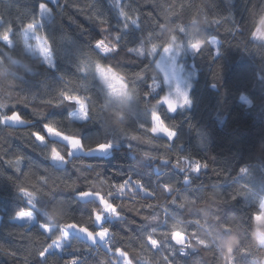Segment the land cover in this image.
Masks as SVG:
<instances>
[{"label":"trees","instance_id":"1","mask_svg":"<svg viewBox=\"0 0 264 264\" xmlns=\"http://www.w3.org/2000/svg\"><path fill=\"white\" fill-rule=\"evenodd\" d=\"M40 2L0 0V18L11 23L15 41L11 48L0 41V103L8 105V109L0 111H19L30 121L19 125L0 123V264H41L39 251L59 235L56 232L49 237L38 224L46 222L41 213L47 209L41 210L31 224L13 219L18 209L27 206L17 191L19 186L36 190L33 185H38L46 199L57 200L62 215L75 218L61 223H83L91 205L77 202L76 194L88 190L91 183L106 192L129 177V186L116 200L124 206L126 220L111 225L112 251L102 242L97 247L87 237L77 239L72 233L63 250L48 251L47 264H71L73 259L78 264H102L106 260L111 264L118 258L117 246L134 258V264H166L164 256L174 264H220L222 259L223 264H232L231 257L241 245L247 251L237 257L240 264H264V222L255 220L250 227L257 197L264 194V45L248 35L251 20L264 10V0H120V7L137 20L138 29L118 14L115 0H46L54 18L46 20L45 29L40 31L47 32L53 40L54 68H49L40 56L32 55L20 37L22 26L34 16L39 19L36 13ZM124 23L129 24L128 29L123 28ZM165 23L161 31L158 25ZM175 25L184 26L190 34L202 30L208 39L215 37L222 54L213 58L215 46L211 44L205 45L202 54L184 51L187 64L195 72L190 89L193 103L189 108L165 113L166 122L177 128L175 141L169 142L163 134L146 131L149 125L141 116L150 105L147 100L140 101V96L149 86L158 92L155 95L166 92L153 61L162 50L160 45L168 42L172 34L177 36V42L185 39ZM4 27L0 23V31ZM117 33L122 36L118 53L106 62L128 81H136L126 86L123 97L110 96L103 81L86 80L77 71L80 59H101L91 47L96 39L107 36L106 43L111 45L117 42ZM141 43L143 55L127 51ZM153 43L158 45L157 53L149 55ZM63 88L90 95L93 107L102 114V122L69 119L73 110L70 106L47 103ZM151 103L155 104V100ZM53 119L64 130L78 131L85 143L103 134L125 135L109 154L77 153L66 157L68 163L57 164L31 135L37 131L46 134L43 125ZM140 123H145V129L139 127ZM132 136L139 139L132 140ZM128 143L133 145L132 151ZM166 143H172V148ZM57 147L62 154L66 151L62 144ZM144 152H149L150 157L146 158ZM180 155L193 158L188 164L202 160L209 167L200 173L182 172L174 166ZM188 164L181 161L185 168ZM245 166L250 169L248 175L240 173ZM39 176H45L48 183L39 182ZM186 178L189 183H185ZM136 180L153 195L135 187ZM164 184H171L173 190L166 191ZM243 185H248L255 195L231 201L238 191H247ZM221 197L228 203L221 204ZM173 199L176 204H172ZM182 203L185 207L179 208ZM149 204L153 207L148 208ZM152 214L160 217L156 223L162 226L155 238L162 239L161 232L168 231L175 218L183 221L182 234L190 237L195 233L211 242L217 251L196 246L195 239L186 253L177 251L175 256L166 245L158 250L141 248L138 229L145 223L142 217ZM217 215L221 221L230 222L233 230L229 234H222V226L214 219ZM171 243L175 245L174 240Z\"/></svg>","mask_w":264,"mask_h":264},{"label":"snow or ice","instance_id":"2","mask_svg":"<svg viewBox=\"0 0 264 264\" xmlns=\"http://www.w3.org/2000/svg\"><path fill=\"white\" fill-rule=\"evenodd\" d=\"M116 7L119 8V15L125 17L128 20H131L132 25H136L137 29L139 24L137 20L131 19L128 16V13L120 7V0H115ZM39 19L35 16L32 18L31 22H28L26 25L22 26L20 37L23 39V42L27 48L31 51L38 52L43 57V62L49 67H55V48L53 46V40L48 35L47 32H41L40 30L45 29L46 20H52L53 10L49 6V3L46 0H41L38 5L37 13ZM194 22V18L191 20ZM0 23H4L5 27L3 31H0V41H3L9 48L14 46V31L10 22H4L0 18ZM165 24H160L158 27L161 31L165 30ZM176 29H179L180 33L184 34L185 39L181 42H177V36L172 34L168 42L160 45L164 55L160 56L159 61H153L160 69L162 73L161 77V88L167 86V91L163 95H155L158 92L152 88L148 87V90L140 96V101L147 100L148 105L142 113V118L146 120V123L149 125L146 128L147 132L163 136L168 138L169 142H174L177 137V128L174 123L166 122L165 113H175L178 110L191 107L193 101L190 96L191 85L180 75L182 69L177 66V57L180 56L185 50H190L194 55L202 54L205 51V45L211 44L215 46L214 57L220 56L222 54L221 48L218 46L219 41L215 37L208 39L204 36L198 41H193L189 30L182 25H175ZM124 29L129 28L128 23L123 24ZM102 31L107 32V29H102ZM29 33H32L35 37V44H29ZM249 37L252 40L261 42L264 45V10L260 14L254 17L251 20L250 28L248 32ZM122 39L121 34L117 33L115 40L117 41L114 44L109 45L106 43L107 36L96 39L91 47L97 51V54L101 56V59L92 60L89 62L87 58L80 59L77 64V71L82 75L84 79H97L104 81L107 84L108 94H112L116 90V86H128L129 83L135 85L136 81H128L126 76L117 70L115 66L106 62V59L111 58L118 53L119 41ZM158 45L153 43L149 51V55H155L157 53ZM127 51L133 52L136 51L140 55H143L145 49L143 43L140 44L138 48H128ZM142 77L138 76V79ZM155 82V81H154ZM185 84L187 86L185 87ZM216 85L213 84V87ZM160 88V89H161ZM133 90L136 91V88L133 87ZM155 100V104H152L151 101ZM249 105L251 101H247ZM50 105L54 107L70 106L73 110L70 112L68 118L77 117L81 122L88 121L89 119L102 122V114L98 113L93 107L92 97L90 95H81L76 89L68 90L66 88L58 90V96L56 98L50 99L47 101ZM8 109V105L0 103V110ZM15 109V108H13ZM0 123L3 124H28L30 121H27L19 111L13 110L0 111ZM139 127L145 129V123H140ZM43 129L46 134H42L40 131L33 132L31 135L38 141L40 144L45 146V149L49 151V158L52 161L68 163L67 158H72L75 156L76 152H83L85 155H104L109 153L118 143L121 138H124L120 134H103L97 137L95 140L89 141L87 143L81 138L80 133L77 131L75 133L68 130L62 129L61 123L55 119L48 120L43 125ZM49 137L51 139H49ZM132 140H137L139 137L132 136ZM151 142V141H149ZM57 144H62L66 151L62 154ZM169 149L172 148V143H166L165 145ZM127 147L130 151L133 150V145L131 143L127 144ZM143 155L148 158L150 157L149 152H144ZM155 159V157H151ZM193 158L190 156L180 155L177 156L175 167L179 168L180 171H190L194 173H200L202 169H207L209 164L206 161L195 160L194 163L188 164ZM181 161L184 164H188V167L185 168L181 165ZM165 164H168L167 159L164 160ZM16 171H20L19 168ZM242 175L250 174V169L245 166L240 169ZM99 175V174H98ZM131 177L124 180L122 184L112 185L108 191H102L98 188L95 183L89 185L88 190H81L76 194V200L79 203L84 205H91L87 211V221L86 222H65L58 224L55 228L50 226L47 222L38 223L43 232L47 233L49 237L59 232V235L56 239L52 240V243L48 244L47 247L42 248L39 251V257L41 258V264H47V253L49 249L58 248L63 250L65 243L68 242L69 236L74 232L76 238L80 236H85L92 241V244L99 247L102 242L105 247L108 248L109 252L112 251V246L110 243V234L112 233V223L113 222H122L126 220L125 209L122 204H117L116 200L124 193L125 187L129 186ZM38 181L47 184V178L45 176H39ZM107 184V181H103ZM185 183H189L188 179H185ZM135 187L141 188L147 195L151 196L153 193L149 192L147 188L141 183L140 180H136L134 183ZM36 190H29L27 186H19L17 191L21 194V197L26 202V207L18 209L13 217L14 220H27L29 224L36 220L37 214H40L41 210L47 209L56 212L58 215L62 214L61 209L57 206L56 199H46V194L43 193V189L39 188L38 185H33ZM215 187V186H213ZM243 188L247 191H238L235 195L230 197L231 201L237 199L238 196L247 197L249 194L255 195L248 185H243ZM166 191L171 192L172 185L164 184ZM38 192L40 195L38 196ZM195 203V201H192ZM221 204H227L228 200L221 197ZM172 204H176V200H172ZM257 209L253 212L251 216L250 227H253V224L257 216L264 215V194H260L257 197ZM148 208H152L151 204L147 205ZM179 208H184L185 205L179 204ZM131 211L132 209H127ZM137 215H140V212H136ZM68 219L75 220L74 217H69L68 215H63V221ZM143 221L145 222L138 229L140 236L138 241L140 247L149 246L153 249H160L162 246L166 245L172 255L175 256L176 252L186 253L188 248L193 247L192 240L195 239L196 246H203L205 250L217 251L211 242L205 238L196 236L195 233H192L191 236H185L183 233L182 224L183 221L175 219L173 223L169 226V230L166 232H161L162 239L155 238L158 230L162 227L156 222L160 220V217L156 214L149 216H143ZM214 219L220 224L221 231L223 235L229 234L233 228L228 221H221L220 216H215ZM135 222V221H133ZM164 223L167 224V218L164 220ZM199 224V221H196ZM248 228H246L247 230ZM175 241V245L171 241ZM176 245L180 247L177 249ZM247 249L242 245L235 250L231 259L232 264H240L237 260L238 256L245 254ZM115 252L118 253V258L111 261V264H134V258L129 257V253L119 246L115 248ZM11 255L15 256V252H12ZM163 259L166 261V264H174L173 260H170L167 256H164ZM71 264H78L76 259L71 261ZM102 264H109V261H103Z\"/></svg>","mask_w":264,"mask_h":264},{"label":"rangeland","instance_id":"3","mask_svg":"<svg viewBox=\"0 0 264 264\" xmlns=\"http://www.w3.org/2000/svg\"><path fill=\"white\" fill-rule=\"evenodd\" d=\"M29 44H31V45H34L35 44V37H34V35L32 34V33H29ZM27 50L32 54V55H35V56H40L42 59H43V57L38 53V52H35V51H31V50H29V48H27ZM161 55H164L163 54V52H162V50H161V52L159 53V55H158V57H157V61H159V59H160V56ZM186 53L185 52H183L180 56H178L177 57V66L179 67V68H181L182 69V71H181V73H180V75L182 76V78L187 82V84H192V79H193V77H194V75H195V72L192 70V68H190L189 67V65L187 64V61L185 60V58H186ZM158 68V67H157ZM159 69V68H158ZM160 70V69H159ZM161 72V71H160ZM161 75H162V73H161ZM103 83H104V85H105V87H106V89H107V92H108V88H107V84L103 81ZM187 84H185V87L187 86ZM126 91H127V89H126V86H123V85H120L119 86V88H116V90L112 93V94H109L110 96H112V97H123L125 94H126ZM166 91H167V86H166ZM72 118H75V119H78L77 117H72ZM111 152V151H110ZM109 152V153H110ZM77 153H83V152H79V151H77L76 152V154ZM109 153H107V154H109ZM105 155V154H104ZM56 162V161H55ZM57 164H63V163H61V162H56ZM17 221H19V222H25V223H29L27 220H17ZM256 221H257V223H263L264 222V215H260V216H257L256 217ZM35 222V221H34ZM33 223V222H32ZM74 233V232H73ZM71 236V235H70ZM70 236H69V238H70ZM83 237H85V236H83ZM69 238H68V241H69ZM86 238V237H85ZM66 244V243H65ZM49 250H51V249H49ZM117 255H118V253H117Z\"/></svg>","mask_w":264,"mask_h":264},{"label":"clouds","instance_id":"4","mask_svg":"<svg viewBox=\"0 0 264 264\" xmlns=\"http://www.w3.org/2000/svg\"><path fill=\"white\" fill-rule=\"evenodd\" d=\"M191 36H192V39L194 42L198 41L204 37L202 34V30L199 32L191 33ZM116 88H119V86L117 85ZM41 216H42L43 220L46 221L53 228H55L58 224H60L63 221V215L62 214L58 215L56 212L51 211V210L42 212ZM225 252H227V249H225ZM233 252H234V250H233ZM220 264H223V259L221 260Z\"/></svg>","mask_w":264,"mask_h":264},{"label":"built area","instance_id":"5","mask_svg":"<svg viewBox=\"0 0 264 264\" xmlns=\"http://www.w3.org/2000/svg\"><path fill=\"white\" fill-rule=\"evenodd\" d=\"M113 240V234H110V242Z\"/></svg>","mask_w":264,"mask_h":264}]
</instances>
